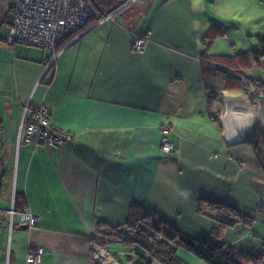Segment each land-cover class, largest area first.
I'll use <instances>...</instances> for the list:
<instances>
[{"label": "crops", "instance_id": "obj_1", "mask_svg": "<svg viewBox=\"0 0 264 264\" xmlns=\"http://www.w3.org/2000/svg\"><path fill=\"white\" fill-rule=\"evenodd\" d=\"M17 1L0 0V264H26L31 245L44 247L41 264H96L98 224L121 227L132 207L201 241L234 220L210 203L252 220L227 227L225 244L264 256V169L251 143L257 123L264 134L263 29L247 47L232 34L229 50L218 39L231 32L207 21L203 0H146L94 17L46 74V53L7 42ZM243 78L263 90V110ZM29 100L70 135L62 147L20 140ZM12 206L29 207L38 227L11 221ZM128 249L124 264H161L142 246ZM176 257L207 264L184 249Z\"/></svg>", "mask_w": 264, "mask_h": 264}, {"label": "built area", "instance_id": "obj_2", "mask_svg": "<svg viewBox=\"0 0 264 264\" xmlns=\"http://www.w3.org/2000/svg\"><path fill=\"white\" fill-rule=\"evenodd\" d=\"M146 0H129L128 6ZM264 6V3H263ZM94 11L90 0H19L12 7V17L9 29V44H19L26 47L48 50L44 60L45 73L52 71L61 51L79 41L93 26L89 25ZM107 15L103 20L109 19ZM146 37H139L134 41L133 49L142 53L147 45ZM61 45V50L56 47ZM243 89L253 95L254 101L260 99L263 90L258 84H250L245 78ZM168 128H164L161 150L164 154L173 152V146L167 138ZM70 135L56 128L50 120L48 109L44 104L28 101L20 125V140L33 145L62 147ZM11 221L19 216L21 224L32 230L38 227L40 219L29 207L16 210L14 206L8 211ZM155 239H159L155 236ZM43 246H29L26 253V264H41L44 254ZM93 259L96 264H121L115 259L108 248L93 244Z\"/></svg>", "mask_w": 264, "mask_h": 264}, {"label": "trees", "instance_id": "obj_3", "mask_svg": "<svg viewBox=\"0 0 264 264\" xmlns=\"http://www.w3.org/2000/svg\"><path fill=\"white\" fill-rule=\"evenodd\" d=\"M128 1L112 3L108 0H90L94 15L90 19L89 25L93 26L91 21L95 20L94 17H96L95 21H100L124 6ZM262 44H264V41H262ZM56 50L60 51L61 45L57 46ZM258 126L257 123L251 143L264 169V134L261 133ZM210 206H213L214 209L219 208L227 215L234 216V220L232 222L220 221L219 228L201 241L180 233L173 226L161 220L155 213L142 208L136 210L135 207H132L127 222L121 227L111 228L99 223L97 226L98 232L93 237V242L108 248V250L110 245L114 243H122L126 246H142L147 249L151 258L161 264H182L176 257L178 249L188 251L207 264H264L261 255L240 251L222 241L223 232L227 227L242 220L251 225L252 220L240 218L238 212L230 206H220L212 203H210ZM155 236H158L159 239H155Z\"/></svg>", "mask_w": 264, "mask_h": 264}, {"label": "rangeland", "instance_id": "obj_4", "mask_svg": "<svg viewBox=\"0 0 264 264\" xmlns=\"http://www.w3.org/2000/svg\"><path fill=\"white\" fill-rule=\"evenodd\" d=\"M201 2L204 5L202 8H204L203 13L207 21L211 24L212 22L223 23L225 28L231 32V36L228 40L221 35L218 39V45H224L230 50L231 42L234 41L233 34L238 36L241 45L246 41L245 47H247L249 46V40L256 41V38L248 37L250 31L254 32L262 29L264 31V0H203ZM141 4V2H137L134 6L139 7ZM39 50L46 53V55L49 53L48 50ZM254 102V106L258 110L260 108L259 103L258 101ZM261 107L263 110L262 104ZM260 209H262V214H260L258 219L264 222V201ZM121 244L122 243L112 244L110 253L117 258L119 263H128L127 256L132 254V252L128 249V246H123L127 249L126 253L124 254L123 250L119 253L118 248H123ZM261 257L264 261V256Z\"/></svg>", "mask_w": 264, "mask_h": 264}, {"label": "water", "instance_id": "obj_5", "mask_svg": "<svg viewBox=\"0 0 264 264\" xmlns=\"http://www.w3.org/2000/svg\"><path fill=\"white\" fill-rule=\"evenodd\" d=\"M23 228H26L25 226H23Z\"/></svg>", "mask_w": 264, "mask_h": 264}]
</instances>
